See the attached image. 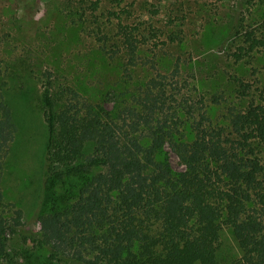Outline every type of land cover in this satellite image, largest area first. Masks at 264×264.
Wrapping results in <instances>:
<instances>
[{"label": "trees", "instance_id": "16d2710c", "mask_svg": "<svg viewBox=\"0 0 264 264\" xmlns=\"http://www.w3.org/2000/svg\"><path fill=\"white\" fill-rule=\"evenodd\" d=\"M79 1V8L68 7L72 22L119 62L122 75L94 101L44 73L37 245L49 250L51 262L65 251L69 264H264V81L230 74V94L242 104L215 120L210 107L227 98L200 90L197 75L181 68L192 56L172 50L186 45L184 19L156 27L135 19L139 0H107L105 9V0ZM242 2L223 40L239 35L230 53L237 63L264 48V16L251 23ZM143 3L157 14L155 3ZM104 18H113V27ZM10 63L4 69L0 58V256L19 264L1 248L24 225L23 209L6 201L2 186L28 100L22 91L14 106L4 78L19 75ZM136 68L145 74L135 76ZM167 144L185 168H173ZM225 226L239 258L222 256Z\"/></svg>", "mask_w": 264, "mask_h": 264}, {"label": "rangeland", "instance_id": "374dc122", "mask_svg": "<svg viewBox=\"0 0 264 264\" xmlns=\"http://www.w3.org/2000/svg\"><path fill=\"white\" fill-rule=\"evenodd\" d=\"M237 1L148 0L156 4L157 14L150 13L143 0H139L133 7L135 19L145 20L156 27L166 28L169 19L177 15L179 20L184 19L182 22L186 31V45L175 46L172 50L183 52V57L192 56V61L183 63L181 68L184 73L194 72L197 75L199 79L194 83H197L200 90H217V94L227 98L221 106L210 107L209 113L215 120L222 119L220 115L226 114L229 106L242 104L230 94L232 86L227 81L230 74H238L255 84L264 81V48L237 63L230 53L239 44V35H233L228 42L223 43L229 25L235 22L232 17L238 8ZM78 2L80 1L0 0L2 66L5 69L10 61L19 75L16 78L6 76L4 80H9L11 93L15 94V107L18 93L25 91L28 95L27 102L22 105L25 107H21L22 112L19 109L22 113L19 118V132L11 145V155L2 183L6 201L15 203L24 213V225L16 233L9 235L1 247L3 252L11 253L19 264L51 262L48 259L49 250L40 248L36 241L41 231L38 214L44 183V152L47 139L42 101L44 73L50 70L58 79L57 83L71 82L94 101L122 75L119 62L104 56L92 35L72 22L71 16L68 15L71 13L69 8H79L81 4ZM126 2L131 3L132 0ZM109 6L105 0L102 8ZM239 8L247 14L251 23L263 22L264 0H250L249 3L248 0H243ZM111 20L106 21L113 27L115 20ZM139 74L145 73L136 68L135 76ZM204 94L205 99L210 102L209 93ZM107 105L112 108L114 103ZM165 150L174 169L185 168V164L181 163L169 144L165 146ZM222 242L221 253L227 260L241 256V249L230 227L223 228ZM51 263L69 264L67 253L59 252L58 258ZM0 264L11 263L3 255L0 256Z\"/></svg>", "mask_w": 264, "mask_h": 264}]
</instances>
